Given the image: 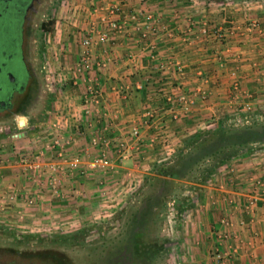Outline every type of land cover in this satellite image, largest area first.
Listing matches in <instances>:
<instances>
[{"label":"crops","instance_id":"crops-1","mask_svg":"<svg viewBox=\"0 0 264 264\" xmlns=\"http://www.w3.org/2000/svg\"><path fill=\"white\" fill-rule=\"evenodd\" d=\"M111 6H118L114 17L121 26L101 41ZM63 10L50 63L70 85L59 111L65 119L59 135L43 137L32 152L42 164H58L59 195L37 183L47 179V168L32 172L20 163L19 156L32 151L28 137L12 141L22 146L0 149V219L6 225L39 231L71 213L89 221L92 209L107 202V190L121 189L127 176L136 184L163 153H175L193 135L263 117L264 0H71ZM142 10L153 16V30L141 16L129 20ZM89 85L97 96L87 93ZM55 138L63 158L55 155ZM74 156L84 163L107 158L109 166L86 175L69 172L67 160ZM229 162L227 176L218 172L213 183L201 185L202 198L183 221L182 264H264V147Z\"/></svg>","mask_w":264,"mask_h":264},{"label":"rangeland","instance_id":"rangeland-1","mask_svg":"<svg viewBox=\"0 0 264 264\" xmlns=\"http://www.w3.org/2000/svg\"><path fill=\"white\" fill-rule=\"evenodd\" d=\"M68 1L71 0H51L44 10V15L41 16L43 22L38 31L35 48L37 52L35 62L41 83L40 97L36 104L28 109L26 115H17L13 119L0 121V145H2L0 149L8 152L6 145L22 146L12 141H18L24 136L28 137L32 151L19 156V161L22 157L31 156L36 150L35 144L42 142L43 137L52 140L57 135V126L65 119L64 114L59 111L65 99L63 97L65 88L69 89L70 85L62 77H57L50 61L53 58V32L57 21L61 20L60 14L64 13L63 9ZM209 1L219 5L232 2V0ZM257 115L259 114H256L257 118L251 116L250 124L239 123V120L234 125L230 122V125L223 122L221 124L230 129L252 127L256 133H264V115L262 118ZM19 118L25 120L24 126H18ZM216 128L208 127L204 132L193 135L184 145L182 144L183 146L177 147L175 153H163L157 159L154 168L143 174L136 184H130L133 182L129 183L132 178L127 176L122 183L124 188L121 186V189L117 190V187L113 186L111 190H107L102 195L107 202L92 209V217L89 221L81 222L82 219L77 214L71 213L69 217L62 218L61 223L57 221L54 225L47 223L44 224L46 227L43 229L34 231L6 225L0 219V264H55L40 260L35 254L44 249L69 254L67 256L77 260L79 264H118V262L182 264L184 259L181 227L188 211L202 198L199 188L201 185L213 183L214 174L224 171V176H227L229 173L231 159L218 167L205 183H200V179L196 178L200 177L199 170L196 169H202L211 163L210 157L202 156L213 149L210 144L212 140H208ZM260 147H264V143H253L248 151ZM1 160L0 157V162ZM44 170H46L45 165L41 167V171ZM87 173L90 171H85L81 175ZM41 181L44 180L39 178L37 183L40 185ZM58 184L59 176L57 190ZM47 187L50 189L49 186ZM58 192L55 193L59 195ZM29 200L32 202L29 203ZM146 201H150V211L146 207L145 217L135 222L133 216L138 215ZM26 203L33 204L34 199L30 197ZM161 243L163 249L149 258L148 252H145L157 249ZM16 249L18 251H15ZM141 252L144 254L142 257L132 256L133 253Z\"/></svg>","mask_w":264,"mask_h":264},{"label":"flooded vegetation","instance_id":"flooded-vegetation-1","mask_svg":"<svg viewBox=\"0 0 264 264\" xmlns=\"http://www.w3.org/2000/svg\"><path fill=\"white\" fill-rule=\"evenodd\" d=\"M51 0H0V121L27 112L41 93L38 31Z\"/></svg>","mask_w":264,"mask_h":264},{"label":"trees","instance_id":"trees-1","mask_svg":"<svg viewBox=\"0 0 264 264\" xmlns=\"http://www.w3.org/2000/svg\"><path fill=\"white\" fill-rule=\"evenodd\" d=\"M27 113V112H26ZM25 112L19 113V115H26ZM14 116H11L13 119ZM255 135H254V134ZM208 140V139H207ZM206 140V141H207ZM211 146L213 149L209 150L206 154L202 157H210L211 163L203 167L202 169H196L200 173V177L197 176L196 178L200 179V183H205L206 179L213 173H215L221 165L225 164L228 160L233 158L234 156L238 155V153L248 152L251 149V144L253 143H264V133H256L252 127H245L239 129H230L222 124L218 125V127L211 133V137L208 141H210ZM150 201H146V204L143 205L141 211L138 215L133 216V220L138 222L140 218L145 217V210L148 207V211H150ZM138 212V211H137ZM140 216V217H139ZM67 236V235H66ZM163 249V245H159L157 249L148 250L147 256L150 258L153 254L157 253L158 251ZM13 250V249H11ZM15 251H18L16 249ZM39 256L40 260H47L51 263L55 264H79L78 261L69 258V254L62 251H53L52 249H44L43 251H37L35 253ZM59 254V255H57ZM141 253H133L132 256H139L142 257ZM136 262V261H134ZM118 264H121L118 262Z\"/></svg>","mask_w":264,"mask_h":264},{"label":"built area","instance_id":"built-area-1","mask_svg":"<svg viewBox=\"0 0 264 264\" xmlns=\"http://www.w3.org/2000/svg\"><path fill=\"white\" fill-rule=\"evenodd\" d=\"M145 0H140L141 4L144 2ZM118 6H111L108 9V16L107 18H105V21L108 24L109 30H105V31H100L98 32V36H99V40L101 41H105L109 38L110 35V30L111 31H116L120 28V19L118 17H114L117 16L118 13ZM138 16H141V18L144 20L145 22V26L146 28L153 30V26L151 24V20L153 18V16L149 13H144L143 10L141 11L140 15H137L136 12L131 13L129 15V20H136L138 18ZM92 28L90 29V32H92ZM142 36H146V32L142 31L141 32ZM216 37H219L221 39H223L225 37V35H223V33L221 34H214ZM92 42L90 35L88 34L84 39H83V44L84 45H90ZM87 93L97 96L98 92L96 90V88H94L92 85L88 86V90ZM167 100H171L170 98H167ZM173 100H171L172 102ZM175 101L178 102V104H182L185 103V99L183 97H177L175 99ZM175 117V115H174ZM60 129V125L57 126L56 129V134L59 135V130ZM133 134L137 135L138 134V130L137 129H133ZM53 143L57 146V150H56V156L58 158H63L64 156V151L62 149V146L60 145V143L57 141V139L55 138V140L53 141ZM30 157V158H29ZM41 156L37 153V154H32L31 156L28 157H22L21 162L22 164H24L25 170L27 171H37L39 170V172L41 173V167L45 164L40 163V158ZM41 159V158H40ZM54 160H51V162H48L45 167L47 168V171H49L48 173V178L47 181H41L42 184H46L47 186L50 187V189H52L54 192L57 191L56 186L58 183V174H57V168H58V164L56 162H53ZM109 165V161L107 158H103V157H97L94 158L90 161H87L86 163H84V161L81 160V158L79 156H74L73 158L67 160V170L69 172H78V173H84L85 171H92V170H96V169H105L107 166ZM46 171V170H44ZM259 181H258V185H259ZM13 196H10V198L13 199ZM15 197V196H14ZM252 202H256L258 201V197L254 196L251 198ZM261 201L264 204V198L261 199ZM32 201L29 200V203H31ZM222 223L228 224V221L225 219H221ZM216 257L217 258H222V256L220 255V253H216Z\"/></svg>","mask_w":264,"mask_h":264},{"label":"water","instance_id":"water-1","mask_svg":"<svg viewBox=\"0 0 264 264\" xmlns=\"http://www.w3.org/2000/svg\"><path fill=\"white\" fill-rule=\"evenodd\" d=\"M17 123H18V126H19V127L24 126V124H25V120H24L23 118H19V119L17 120ZM19 136H20V135H19Z\"/></svg>","mask_w":264,"mask_h":264}]
</instances>
